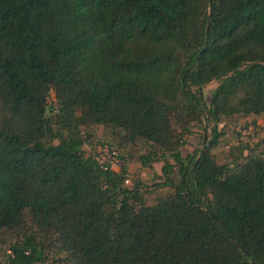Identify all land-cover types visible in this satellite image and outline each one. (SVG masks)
I'll return each instance as SVG.
<instances>
[{
  "label": "trees",
  "instance_id": "obj_1",
  "mask_svg": "<svg viewBox=\"0 0 264 264\" xmlns=\"http://www.w3.org/2000/svg\"><path fill=\"white\" fill-rule=\"evenodd\" d=\"M263 113L264 0H0V264H264V153L182 152Z\"/></svg>",
  "mask_w": 264,
  "mask_h": 264
},
{
  "label": "rangeland",
  "instance_id": "obj_2",
  "mask_svg": "<svg viewBox=\"0 0 264 264\" xmlns=\"http://www.w3.org/2000/svg\"><path fill=\"white\" fill-rule=\"evenodd\" d=\"M219 81H213L206 85L202 92L206 100L210 102L211 96L219 85ZM55 96L52 94L50 103L55 104ZM205 127L207 134L205 139ZM242 132L246 133L245 137L253 141L252 148H255L256 153H264V113L262 115L250 116H234L228 121L218 125L217 132H214L212 125L198 124L194 127V132L187 137L185 145L182 147L184 156L193 154L196 157L200 156L201 150L207 145H211L212 152L219 162L233 163L238 157V146H242L245 142H241ZM92 135L90 142L85 145V152L93 154L95 147L100 143H110V134L103 127L96 126L90 130ZM205 139V143H204ZM216 140V141H215ZM216 143H215V142ZM214 143V144H213ZM114 145V144H113ZM247 153V151H245ZM122 162L114 166L115 170H120ZM163 162H157L153 168L142 167L140 163L132 162L128 168L127 185L132 186L137 181H142L148 190L147 197L150 204H154L157 197L169 191V188L160 186L159 183L163 180L159 175L163 174Z\"/></svg>",
  "mask_w": 264,
  "mask_h": 264
},
{
  "label": "built area",
  "instance_id": "obj_3",
  "mask_svg": "<svg viewBox=\"0 0 264 264\" xmlns=\"http://www.w3.org/2000/svg\"><path fill=\"white\" fill-rule=\"evenodd\" d=\"M245 135L246 133L242 132L240 141L253 144V141L247 139ZM93 154L95 159L106 168L114 169V166L121 162L119 158V151L108 143L96 146Z\"/></svg>",
  "mask_w": 264,
  "mask_h": 264
},
{
  "label": "water",
  "instance_id": "obj_4",
  "mask_svg": "<svg viewBox=\"0 0 264 264\" xmlns=\"http://www.w3.org/2000/svg\"><path fill=\"white\" fill-rule=\"evenodd\" d=\"M206 134H207V127H205V139H206ZM205 139H204V143H205ZM214 215V214H213ZM216 217V216H215ZM217 219V218H216ZM218 220V219H217ZM246 253V252H245Z\"/></svg>",
  "mask_w": 264,
  "mask_h": 264
}]
</instances>
